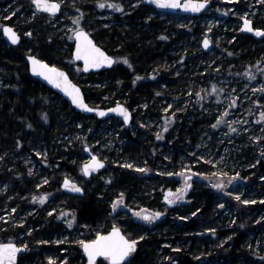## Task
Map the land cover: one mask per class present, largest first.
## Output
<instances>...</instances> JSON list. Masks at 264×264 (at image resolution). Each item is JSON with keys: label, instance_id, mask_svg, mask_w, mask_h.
I'll list each match as a JSON object with an SVG mask.
<instances>
[{"label": "rangeland", "instance_id": "374dc122", "mask_svg": "<svg viewBox=\"0 0 264 264\" xmlns=\"http://www.w3.org/2000/svg\"><path fill=\"white\" fill-rule=\"evenodd\" d=\"M210 1L212 7L200 16L163 13L152 7L144 11L143 22L137 18L130 20L132 24L137 23L138 29L151 34L149 40L157 37L161 39L159 46L153 49L159 56V62L132 77L135 86L140 81H148L149 89H143L141 94L134 97L128 92H121L116 100V104L122 102L132 109L134 120L131 125L126 126L120 119L114 118L92 131V127H84L82 122H71L51 141L49 148L65 153V158L68 157L72 165L78 164V159H81V163L87 160L84 147L90 145L98 157L112 166L108 171L97 177L85 178L81 165L77 177L70 176L69 170L64 168L60 172L62 178L55 179L53 194L43 187L50 186L54 172L60 167L61 158L51 159L47 143L29 142L27 149L16 152L10 147L1 150L0 241L5 228L27 224L26 234H30L34 230L35 219L56 214L60 229L50 242L66 244L67 257L68 246H79L82 250L81 242L87 240V234L95 239L105 228L120 226L121 220L133 219L147 228L145 233L135 236H132L136 234L135 230L127 233L131 239L139 241V237L149 234V230L162 236L174 218H195L200 222V228L191 234L205 236L210 244L206 250L210 251L217 242L227 241L233 235L230 229L235 227L238 215L234 201L244 205L264 202V163L259 171L255 170L261 161L264 162V119L261 118L264 113V39L249 40L241 46L237 36L245 18L252 20L255 25V22H259L256 26L264 29V0ZM58 2L62 6L60 13L49 15L38 12L33 0H1L0 28L5 24L13 26L23 38L22 46L27 48L26 54L33 53L37 37L42 31L49 39L56 40L55 50L66 53L70 45L73 49L74 29L85 28L95 33L109 25H125L121 17H114L111 12H130L138 8L143 0ZM100 2L106 5L114 2L123 5V8H101ZM151 22L155 27H150ZM126 27H130V24ZM206 36L212 41L213 48L210 51H205L202 46ZM244 45L251 46L244 49ZM64 68L73 78L86 80L81 65L73 59ZM111 81L110 76H99L93 86H108ZM7 87V76L0 70V93ZM49 103L51 108L61 107L58 97L51 96ZM172 129L180 132L177 143L175 137L167 136ZM127 131L131 137L148 145V149L133 148L132 144L136 142L130 141ZM79 144H82V155L76 150ZM119 165L143 172L139 183L141 188H145L143 198L141 194H129L104 181L111 175L113 168ZM19 171H24V180L30 182L28 190L23 193L19 190L18 182L23 180L22 175L17 174ZM189 176L193 178L187 182L193 184L192 192H196V195L184 194L182 199L177 200V207L171 211L168 203L173 197L169 196L164 201L165 192L168 189L179 192ZM66 177H73L88 191L105 195L112 217L110 223L109 219H105L85 228L76 221L74 213L62 203L65 198L56 195L55 191L59 186L63 191L61 182ZM219 183H223L224 187L217 188ZM156 190L160 192L161 207L144 203L151 202ZM201 191L209 194L207 202L204 199L200 203ZM8 192L12 193L6 196ZM45 194L47 199L42 200ZM237 195L240 196L239 200L236 199ZM118 199H122L123 203L113 208ZM185 200L188 203L182 204ZM196 200L197 204L194 202ZM245 200L249 203H244ZM201 209L204 211L201 212ZM253 210L249 217L255 221L253 230L244 240V245L255 264H264V206ZM141 211L149 214L160 212L162 215L154 221H148L136 214ZM219 230L228 231L218 233ZM26 234H21L18 243L28 248ZM212 236L218 241H212ZM41 241L39 239L37 242ZM172 242L165 239L159 252L162 254L169 248L173 249ZM202 254L201 251L197 255L200 258L198 264H223L208 261ZM59 258L60 254H51L45 262L63 264L65 260ZM100 260V264H111L107 258ZM21 264L36 263L26 260Z\"/></svg>", "mask_w": 264, "mask_h": 264}, {"label": "trees", "instance_id": "16d2710c", "mask_svg": "<svg viewBox=\"0 0 264 264\" xmlns=\"http://www.w3.org/2000/svg\"><path fill=\"white\" fill-rule=\"evenodd\" d=\"M151 8L152 6L141 3L138 8L130 12H126V10L112 11L111 13L114 17H121L120 19L126 22L125 25L118 26L113 24L107 26L100 32L91 33L96 41L117 59L116 65L108 70L86 74L85 81L77 77H72L82 86L87 101L92 105L110 107L116 104V100L120 97L121 92H128L130 96L134 97V95L141 94L143 89H149V84H147L148 81H140L135 86L132 77L137 72L149 69L155 63L159 62V56L157 53L153 52V49L159 46L158 43L161 39L157 37L156 39L152 38L149 40L151 34L143 31V29H138L137 23L135 22L132 24L130 20L137 18L141 19V22H143L145 17L144 11ZM255 23L258 26L259 22ZM129 24L130 27L127 28L126 25ZM150 27H155L152 22L150 23ZM39 28L41 29L40 26ZM45 35L46 33L42 31L37 37L36 44L32 50L33 54H36L46 62L64 68V66L72 60V46L70 45L66 53H60L58 50H55L56 40L54 38L49 39ZM237 36L239 45L241 46L249 40L253 41L260 39L241 33H238ZM0 37V70L6 74L8 82V87L0 93V152L5 149V147H10V149L15 152L19 149L25 150L29 142L47 143L49 148L54 137L58 136L64 126L71 122H82L84 127H92V131H95L98 130L105 121L114 120L113 117L103 120L94 115L85 116L77 112L64 98L30 75L26 63L27 48H24L22 44L19 46L7 45L4 38H2L1 28ZM250 46L251 45H244V49ZM245 54L246 52H244L243 55ZM105 75L110 76L113 81H111L108 86L94 87L93 83L99 79V76ZM51 96L61 99L60 109L50 107L49 100ZM129 102L131 101L129 100ZM127 134L130 141L136 142L134 145L132 144L133 148L135 147L137 150L143 148L144 151L148 149V145L142 143L140 139L131 137L132 135L129 131H127ZM170 135L175 137L174 140L176 141L175 143H177L180 132L176 129H172L167 134L168 137ZM81 143H83V141ZM49 149L51 152V159L56 157L61 158L60 167L54 172L50 186H44L43 189L52 191L53 194H55L53 191V184L55 179L62 178L60 177V172L65 168L69 170L70 176L77 177V173L81 172L80 165L82 163L80 162L81 159H78V164L72 165L69 163V158H65V153L55 151L53 147ZM76 150L79 152V155H82V144H79ZM263 163L264 162L261 161L259 165L256 166L255 170L257 169L259 171ZM109 167L112 166L109 165ZM105 171H108V169ZM17 174L23 177V180L18 182L19 190L23 193L28 190L30 182L27 181V183L26 180H24L26 175L24 171H19ZM100 174L93 177H97ZM141 175H143L141 171H135L119 165L113 168L111 175L104 181L112 187L128 191L129 194L133 192L134 195L138 196L141 194V197H144L145 188H141L139 185L142 180ZM254 178L255 177H251V179ZM193 188L189 193L191 196L196 195V192H192ZM55 191L57 192L56 195H61L65 198L62 200L63 205L66 209H70L74 213L76 221L85 228L94 226L105 219H109V223L111 222L112 217H110V208L105 195L88 191L86 187L83 197L64 194L60 186L56 188ZM10 193L12 192H8L6 196ZM153 195L151 202L144 203L161 207L160 192L156 190ZM199 195L200 203H202L204 199L206 202L209 200V194L207 192L201 191ZM194 202L197 204L198 201L196 200ZM187 203L188 202H183L182 204ZM233 203L236 206L238 214L235 227L230 229L233 235L227 241H222L221 243L217 242L214 249L210 251L206 250L208 249L207 245L210 244L205 236L202 237V235L198 236L191 234L192 231L200 228L198 219L178 220V218H174L171 224L168 223L166 227L168 231L166 233L162 232V236H159L161 234L158 232L151 233V230H149V234L137 241L138 249L131 255V264H198L200 258H198L197 255L199 256V252L201 251L203 253V258L208 261L214 260L223 264H255L248 254L249 251L244 245V240L249 237V232L255 222L253 219L249 218L254 212L253 209L256 207H263L264 202L252 205H244L235 201ZM176 207L175 205L169 208L173 211ZM204 209H201V212H203ZM157 223L161 224L162 222L157 221ZM59 225L60 221H56V214L39 217L34 221V230L32 233L26 234L27 224L16 228H5L1 232L0 242L12 241L18 243L21 240V234H26L29 247L26 248V252L20 256L19 264L26 260L35 262L36 264H46L45 259L51 254H60L59 260H65L63 264H86V258L79 246H68L69 250L67 251V257H65L66 244H55L50 242L54 233L59 232ZM120 226L126 234L130 232V230H135L136 234L132 236L145 233L147 230L146 227H142L139 222H134L133 219L121 220ZM177 226L178 228L180 227V229H174V227L176 228ZM111 228H105L103 233L108 232ZM225 231L228 230H219L218 233ZM211 238L212 241H218L216 237L214 238L212 236ZM39 239H42L40 243L37 242ZM86 239L92 240L91 235L87 234ZM165 239L173 241V249L169 248L166 252L161 254L159 248ZM45 240H48V242H45ZM177 242L179 243L176 244ZM100 261L101 260H99L98 263Z\"/></svg>", "mask_w": 264, "mask_h": 264}, {"label": "snow or ice", "instance_id": "6c2138e0", "mask_svg": "<svg viewBox=\"0 0 264 264\" xmlns=\"http://www.w3.org/2000/svg\"><path fill=\"white\" fill-rule=\"evenodd\" d=\"M156 3L160 4L163 7H174V8H191L193 11H199L205 7L208 3V0H187L186 3L181 4L180 0H155ZM35 5L38 9L45 10L52 14H55L60 10V2L58 0H35ZM105 6L115 7L122 9L123 5H117L116 3H108L106 5L105 2H100L99 7L104 8ZM77 23H79V17L76 18ZM252 22L250 20L245 19V28H250ZM255 31L258 35H264V30L260 29H251ZM4 31L7 35L14 41L18 42L20 37L11 27H5ZM76 36L80 39V43L76 48V57L77 59L82 58L85 62V68L95 67L99 68L104 64L113 63V58L108 56L103 49L98 48L94 41L90 36L83 30L80 29L76 31ZM31 35V33H28ZM210 43L209 40L204 41L205 47ZM33 61V71L42 70L43 74L51 80L57 87L63 88L68 94L72 97L73 103L79 105L81 108L88 109L90 111H99L101 116L105 115L104 110L98 109H89V106L84 102L83 94L80 89L72 85L71 82L67 79V73L62 72L60 69L55 68L54 66L47 65L44 61L38 60L35 56L31 57ZM251 76L252 73L250 72ZM264 88V86H262ZM215 91V88H213ZM111 111L123 112L125 117H130V114L126 108L123 106H119L116 109H111ZM261 118L264 119V113L261 114ZM235 131V129H232ZM104 166V161L99 160L98 157L93 156L92 162L86 163L84 165V170L88 171L92 168L99 169ZM131 166V165H129ZM238 175V174H237ZM235 177H233L234 179ZM191 177H186V183L182 190L179 191V194L172 193L169 190V196L173 197L169 199V197H165V199H169V203H175L176 200L182 199L184 194L191 187V184L188 183ZM68 181H65V187L69 186ZM77 191H83V189L78 186H74ZM217 188H223V183H219L216 185ZM42 200L47 199V194L41 198ZM236 199H240V196L237 195ZM123 203L122 199H118V201L113 205V208L118 207ZM244 203H249V201L245 200ZM138 216H143L145 220L154 221L156 220L162 213L154 212L147 213L146 211H141L136 213ZM139 239H143V237H139ZM83 244L84 249L87 252L89 258V264H96L97 257H106L111 264H131V254L136 251L137 240H130L126 237L118 227H114L111 232L107 234L100 233L97 235L94 240H86L81 242ZM23 248H27V245H22ZM20 251V247H18L14 243H0V264H15L16 254ZM51 259V258H50Z\"/></svg>", "mask_w": 264, "mask_h": 264}, {"label": "water", "instance_id": "95a60500", "mask_svg": "<svg viewBox=\"0 0 264 264\" xmlns=\"http://www.w3.org/2000/svg\"><path fill=\"white\" fill-rule=\"evenodd\" d=\"M187 0H180V3L183 4V3H186ZM143 3L146 4V5H149V6H152L153 8H155L156 10H158L159 12H163V13H169V14H182V15H191V16H200L202 15L204 12H206L210 7H212L213 3L212 1L208 0V3L205 5L204 8H202L201 10L199 11H193L191 8H174V7H163L161 6L160 4L156 3L155 0H143ZM33 4L36 8V10L40 13H47L49 15H58L62 9V6H60V10L58 12H56L55 14H52L50 12H47L45 10H41V9H38L35 5V0H33ZM247 19V18H245ZM245 19H243L242 21V26L240 28V33L241 34H248V35H251V36H254V37H257V38H264V35H258L255 31H252L251 29H260V30H264L262 28H259L257 26H255L254 22L250 19H247V20H250L252 22L250 28H245L244 27V24H245ZM5 27H11L14 29V31H16V33L19 35L20 39L18 42H14L8 35L7 33L4 31ZM83 29L87 34L88 36L91 37V39L94 41V43L96 44V46L98 48H101L103 49V51L110 57L113 58V63L111 64H104L102 65L101 67L99 68H95V67H89V68H85V62L82 58L80 59H77L76 57V48H77V45L80 43V39L76 36V32L73 33V39H74V46H73V49H72V59L81 65L82 67V70L85 74H89V73H99L101 71H104V70H108L112 67H114L117 63V59L114 55L110 54L108 50H106L102 45H100L96 39L93 37V35L91 34V32L85 28H81ZM80 29H77L76 31H79ZM2 36L4 37L6 43L10 46H19L22 44V36L20 35V33L11 25L9 24H5L2 26ZM205 40H209L210 43L208 44L207 47H205L204 45V41ZM202 46H203V49L205 51H210L212 48H213V45H212V41L209 37H205L203 40H202ZM35 56L38 60H42L44 61L47 65L49 66H52L50 64H48L45 60H43L42 58H40L39 56H37L36 54H33V53H28L26 54V63H27V66H28V71L30 73V75L34 78H36L37 80H39L42 84H44L45 86H47L48 88H50L51 90H53L54 92H56L59 96H61L62 98H64L77 112L85 115V116H91V115H94L96 116L97 118H100V119H107V118H118L120 119L124 125L126 126H129L133 123V120H134V115H133V111L132 109L127 106L125 103H117L113 106H110V107H103V106H94L92 105L91 103H89L86 99V96H85V92L82 88V86L77 83L73 78L72 76L70 75V73L65 69V68H62V67H59V66H54L55 68H58L60 69L62 72H65L67 73V79L71 82L72 85H75L77 86L81 93L83 94V99H84V102L89 106V109H98V110H104L105 111V115L104 116H101L99 114V111H90L88 109H84V108H81L79 105L73 103L72 101V97L68 94V92H66L63 88L61 87H57L56 84H54L51 80H49L44 74H43V71L42 70H38V71H33V61L31 60V57ZM119 106H123V108H126L130 114V117H125V115L123 114V112H118V111H111V109H116L117 107ZM84 151H85V155L87 156V160L84 161L82 164H81V169H82V173H83V176L85 178H91L95 175H98L102 172H104L106 169L109 168V164L106 160L98 157L95 152L92 150V147L90 145H85L84 147ZM93 156H96L99 158V160H102L104 161V166L102 168H99L98 170L95 169V168H92L88 171H85L84 170V165L86 163H91L92 160H93ZM192 177V176H190ZM193 178V177H192ZM65 181H68L70 182L69 183V186L68 187H65ZM74 186H78L79 188L83 189V191H77L76 188ZM61 188L63 190L64 193L66 194H69V195H74V196H79V197H83L84 194H85V187L84 185L80 184L77 180H74L73 178L71 177H66L62 180L61 182ZM193 188V184H191V187L188 188L187 192L185 193V196H187L191 190ZM169 190L172 191V193H174V191L172 189H168L166 192H165V196H164V200L166 201L167 199H165V197H169ZM187 202V200L184 201V203ZM175 205H177V203H168V207H174ZM114 227H118L121 232L126 236L128 237L130 240H135V239H131L122 229L121 226H114ZM112 227L108 232L106 233H103V234H107L109 232L112 231V229L114 228ZM96 239V238H95ZM94 240V239H92ZM0 243H14L16 244L18 247H20V251L16 254V260H15V264H19V259H20V256L23 255L25 252H26V248H23L22 245L16 243V242H12V241H8V242H0ZM138 249V242H137V247H136V250ZM136 252V251H135ZM134 252V253H135ZM82 253L84 254L85 258H86V264H89V258H88V255H87V252L86 250L84 249L83 247V244H82ZM133 254V253H132ZM131 254V255H132ZM102 258H106V257H97L96 259V264H99L98 261ZM111 263V261H109Z\"/></svg>", "mask_w": 264, "mask_h": 264}, {"label": "flooded vegetation", "instance_id": "af4514ba", "mask_svg": "<svg viewBox=\"0 0 264 264\" xmlns=\"http://www.w3.org/2000/svg\"><path fill=\"white\" fill-rule=\"evenodd\" d=\"M107 119H108V118H107ZM174 193H175V194H177V195L179 194V192H174ZM164 201H165V200H164ZM176 203H177V205H178V202H177V200H176ZM177 205H176V206H177Z\"/></svg>", "mask_w": 264, "mask_h": 264}]
</instances>
